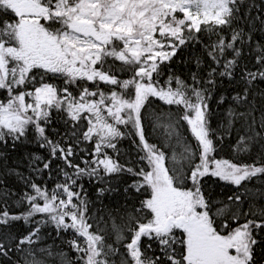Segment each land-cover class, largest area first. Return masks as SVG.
Segmentation results:
<instances>
[{
    "label": "snow or ice",
    "instance_id": "obj_1",
    "mask_svg": "<svg viewBox=\"0 0 264 264\" xmlns=\"http://www.w3.org/2000/svg\"><path fill=\"white\" fill-rule=\"evenodd\" d=\"M0 264H264V0H0Z\"/></svg>",
    "mask_w": 264,
    "mask_h": 264
},
{
    "label": "trees",
    "instance_id": "obj_2",
    "mask_svg": "<svg viewBox=\"0 0 264 264\" xmlns=\"http://www.w3.org/2000/svg\"><path fill=\"white\" fill-rule=\"evenodd\" d=\"M177 56L179 57V53L177 54ZM177 66H179V59H177ZM158 103H162V102H158ZM220 158L232 159L235 162L234 153L232 151H230L228 148H225V150L221 153V157ZM11 210L18 211L19 209L12 208Z\"/></svg>",
    "mask_w": 264,
    "mask_h": 264
}]
</instances>
